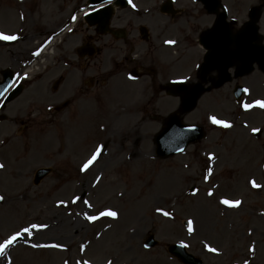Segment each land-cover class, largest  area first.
<instances>
[{"label":"rangeland","instance_id":"374dc122","mask_svg":"<svg viewBox=\"0 0 264 264\" xmlns=\"http://www.w3.org/2000/svg\"><path fill=\"white\" fill-rule=\"evenodd\" d=\"M135 1L139 12L154 3ZM84 4L85 0H0V31L17 37L14 44L0 42V71L10 69L23 85L19 97L5 104L0 112V116H5L0 122V242L33 222L39 226L71 225L66 233L57 230L39 237L37 232L32 234V226L30 235L21 234L7 251L16 259L13 264H76V260L99 264L117 252L122 257L112 258V264H178L166 254V246L175 242L183 243L205 264H264V108L254 103L264 102L261 74L255 71L236 79L198 101L196 109L183 121L202 126L205 137L182 154L164 160L155 157L149 136L159 128L158 124L146 123V144L133 143L136 117L130 108L136 106L137 100L114 96L107 90L98 97L95 136L91 134L88 140L77 144V152L70 148L64 151L62 141L65 137L68 142L72 140L74 129L68 126L65 130L58 124L49 129L44 124L50 100L46 85L72 70L69 65L63 67L64 58L76 65L73 50L80 41L96 35L79 20L78 14L80 23L75 29V23L71 24V34L63 32L54 39L51 53L41 54V59L33 53H37L48 34L69 21V16ZM132 8L117 10L114 17L133 13ZM119 52H113L114 58ZM35 60L36 67L28 71ZM94 61L87 66L91 68ZM104 62L109 69L113 67L111 62ZM194 63H184V68L165 67L168 76L162 75V81L191 74ZM77 65L82 71L83 62ZM22 71L26 74L20 76ZM236 84L246 87L240 103L231 95ZM32 104L41 109L31 107ZM249 104L253 106L245 110L243 105ZM155 105V113L165 116L176 108V101L165 98ZM82 108L83 112L91 109L89 104ZM209 117L230 126L213 124ZM20 120L27 122L28 127L20 126ZM83 128L81 125L79 131ZM255 129L261 131L258 140L252 137ZM95 146L96 150L102 147L103 154H99L87 174L80 175L78 166L86 162L87 150L92 151ZM242 151L247 152L246 158ZM132 152L145 155L127 160L125 155ZM209 156L213 159L209 160ZM45 167L51 168L52 173L34 186V172ZM248 178L259 187L253 190ZM192 187L196 189L194 194L189 192ZM221 200H238L240 204L228 207ZM105 208L117 211L119 220L94 224L84 219ZM161 211L169 215H161ZM78 220L84 225L74 233L73 221ZM189 220L193 222L191 233L187 230ZM103 225L110 229L96 241L94 236ZM148 234L154 235L158 245L144 251L141 244ZM31 240L55 242L65 251L31 250ZM80 244L88 246L82 255L77 250ZM205 244L216 252H208ZM107 245L108 249H103ZM123 247L128 252L120 250Z\"/></svg>","mask_w":264,"mask_h":264},{"label":"flooded vegetation","instance_id":"af4514ba","mask_svg":"<svg viewBox=\"0 0 264 264\" xmlns=\"http://www.w3.org/2000/svg\"><path fill=\"white\" fill-rule=\"evenodd\" d=\"M148 1L157 3V11L127 13L112 20L113 29H122L121 38L107 35L93 39V44L102 45L96 48L98 60L91 66L90 79L84 76L88 67L80 75L61 77L60 85L68 95L61 101L58 112L65 125L80 117L83 101L97 103L105 89L111 90L118 83L125 84L124 73L135 77L133 84L137 81L143 84L136 93L139 99H145L147 93L157 97L163 90L161 65L165 62L179 64L190 56L191 61H196L198 52H202L198 44L199 37L212 27L217 13L223 8L226 9V20L232 34L249 20L250 11H254L260 32L259 43L264 44V0H218L215 12L207 11L198 1L191 3L189 0H172L171 11L168 13L160 11L167 0ZM166 41L174 43L168 44ZM114 51H120L115 58ZM201 59L202 55L198 62ZM104 61L111 62L113 67L109 69ZM197 74V71H192L187 77V83L196 82ZM216 77V74L211 73L205 76L204 81L210 84ZM146 111L144 105L139 112L145 114Z\"/></svg>","mask_w":264,"mask_h":264},{"label":"water","instance_id":"95a60500","mask_svg":"<svg viewBox=\"0 0 264 264\" xmlns=\"http://www.w3.org/2000/svg\"><path fill=\"white\" fill-rule=\"evenodd\" d=\"M103 1L105 0H90L89 4H91V6H94ZM121 6L123 7V5ZM110 14H111V7L108 6L105 8H101L96 12L89 14L86 17V21L89 25H93L97 23L99 25V29L104 31L107 26ZM218 53L219 51L217 50L213 51L211 53V58H213ZM259 64L262 66V69L264 70V51L263 54L260 56ZM228 66L229 63L224 65L223 77L221 80H219L216 83L215 85L216 87L221 86L224 82L229 80L226 75ZM209 68L213 69L216 67L212 66ZM245 71H249V69L247 68ZM9 81H10V76L8 74H5L3 82L0 83V96L8 87ZM201 92L202 91L198 86L195 87L191 92V97H186L183 99V104H182L183 110L185 111L192 110L195 107L197 98ZM234 95L238 98V96L240 95V91L238 90L234 92ZM202 137H203V132L201 128L194 126H183L177 119L171 117L165 124L164 129L155 138L157 155H159L160 157L171 156L175 153L181 152L186 147L187 144L195 143L199 141ZM47 173L48 170L45 169L38 170L35 175L34 183L37 184ZM154 244L155 243L153 242L152 237H149L146 246L152 247ZM168 251L183 264H202V262L199 259H196L193 256L187 254L183 246L181 245L170 246Z\"/></svg>","mask_w":264,"mask_h":264},{"label":"snow or ice","instance_id":"6c2138e0","mask_svg":"<svg viewBox=\"0 0 264 264\" xmlns=\"http://www.w3.org/2000/svg\"><path fill=\"white\" fill-rule=\"evenodd\" d=\"M16 39H17L16 36L0 34V41H14ZM166 43L172 44V43H174V41H166ZM36 54L37 53H33V55H36ZM129 79H132V77H129ZM174 83L183 84V83H185V81L184 80L174 81ZM254 103H255L256 107L264 108V102H261L260 100H257ZM252 106L253 105H251V104L243 105L245 110H247L248 108H251ZM209 119H210L211 123L220 125L221 127L228 128L230 126L227 123H224V122H222L220 120H217L214 117H209ZM99 152H100V149L97 148L96 153H94L91 156V158L88 159L82 165V167L80 169L81 172L86 171L93 164V162L97 159V154ZM208 159L211 160V159H213V157L209 156ZM2 167H3V165H0V168H2ZM252 187L256 188V187H258V185H256L255 183H252ZM208 195H212V193L209 192ZM0 199H2V197H0ZM73 203H75V201H73ZM220 203L224 204V205H226L228 207H236V206H238L240 204V201L237 200L235 202H230L229 200H221ZM85 204L87 205V202H85ZM160 214L164 215V216H168L169 215L167 212H164V211H161ZM101 217H109V218H112V219H116L117 218V213L115 211H101L98 216L97 215L85 216L84 219L91 223V222H93V221H95L97 219H100ZM187 223H188V229L187 230H188L189 233H191L193 231V226H192L193 222L191 220H189ZM33 227H36V226L33 225ZM21 231L23 233H28L29 230H28L27 227H25ZM21 231H17L15 234L8 235L2 242H0V255H2L7 248L12 246L15 241H17V239L21 236ZM182 246H184V245H182ZM33 247H52V248H55V247H57V245H55V244H52V245H33ZM204 247L210 253H215L216 252V249L208 246L207 244H205ZM249 251H252V249H249ZM85 264H86V262H85Z\"/></svg>","mask_w":264,"mask_h":264},{"label":"bare ground","instance_id":"6f19581e","mask_svg":"<svg viewBox=\"0 0 264 264\" xmlns=\"http://www.w3.org/2000/svg\"><path fill=\"white\" fill-rule=\"evenodd\" d=\"M2 110V107H1V109H0V111ZM242 154H243V157L244 158H246L247 156H248V154H247V152L246 151H242ZM242 156V155H241ZM244 160V159H243ZM95 165V164H94ZM94 167V166H93ZM247 168V167H246ZM92 169V167L91 168H89L87 171H86V174L90 171ZM247 181H252V178H248V180ZM84 185H86V182H84L83 183ZM16 214H17V211L13 214V216L14 217H16ZM73 216V215H72ZM75 217H76V215H75ZM73 224H74V227H72V229H74L73 230V232L75 231H78L79 230V226L80 225H84V223H81L79 220L78 221H73ZM67 227H71V225L70 224H67V225H64L63 227H56L55 225H53V224H49L48 226H43L42 227V229L41 230H39V231H36L37 233V235L38 236H36V237H39V236H45V235H47V233L48 232H55V233H57V230L58 231H62V232H64V233H66L67 232ZM27 228H28V233L32 230V225L30 224L29 226H27ZM76 228H78V229H76ZM74 232V233H75ZM80 232V231H79ZM69 233V232H68ZM40 242H43V241H40ZM40 243H38V242H32L31 244H30V247H33V245H39ZM41 244H48V245H52V244H55V245H57V247L56 248H58V247H61V245H59V244H57V243H55V242H48V241H44L43 243H41ZM38 248V247H37ZM48 248V250H46V251H50V252H52L53 251V249L54 248H52V247H47ZM55 252H57L56 250H54ZM2 259H3V256L2 255H0V264H2L1 262H2ZM20 261V260H19Z\"/></svg>","mask_w":264,"mask_h":264}]
</instances>
